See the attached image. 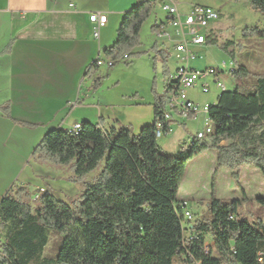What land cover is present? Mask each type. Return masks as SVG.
Masks as SVG:
<instances>
[{"label": "trees", "instance_id": "1", "mask_svg": "<svg viewBox=\"0 0 264 264\" xmlns=\"http://www.w3.org/2000/svg\"><path fill=\"white\" fill-rule=\"evenodd\" d=\"M155 4L141 0L126 11L116 40L100 56L117 63L126 60L125 55L131 59L139 54L134 48L141 44L142 26ZM250 4L264 13V0ZM160 27L155 23L153 31ZM243 32L264 36L259 27ZM207 39L218 43L213 28ZM232 45L222 43L235 62L229 73L236 78L253 75L254 83L232 90L226 86L217 101L209 103L211 132L194 136L176 153L158 144L156 121L163 118L168 95L155 88L154 122L137 134L130 126L104 128V119L84 121L78 132L68 127L45 133L32 158L70 167L69 179L83 183V190L64 201L49 190L34 194L30 184L12 183L0 200V264H174L176 257L180 264H264V221L238 218L244 198L224 201L213 193L207 203L212 218L194 222L193 214L185 215V201L177 203L188 163L207 150L216 152L218 167L234 169L237 176L245 164L264 175V72L237 65ZM98 58L84 74L93 89L102 80ZM0 109L11 118L9 103ZM169 132L164 127V134ZM256 200L264 205L263 196ZM52 231L63 234L54 258L44 256Z\"/></svg>", "mask_w": 264, "mask_h": 264}, {"label": "crops", "instance_id": "2", "mask_svg": "<svg viewBox=\"0 0 264 264\" xmlns=\"http://www.w3.org/2000/svg\"><path fill=\"white\" fill-rule=\"evenodd\" d=\"M140 1L0 0V107L9 103L11 114L7 117L0 109V200L14 182L65 199L55 180L64 167L32 158L49 130L104 119V128L130 126L137 134L154 122L152 93L142 98L124 94L111 101L97 97L102 88L93 89L84 75L116 40L124 13ZM97 12L107 14L99 37L90 21V14Z\"/></svg>", "mask_w": 264, "mask_h": 264}, {"label": "rangeland", "instance_id": "3", "mask_svg": "<svg viewBox=\"0 0 264 264\" xmlns=\"http://www.w3.org/2000/svg\"><path fill=\"white\" fill-rule=\"evenodd\" d=\"M177 3L182 12H189L193 5L202 4L216 8L221 13L220 19L211 26L217 33L218 43H207L197 49V58L191 61L192 66L217 67L223 61L230 63L231 54L223 49L222 43L231 42L232 50L235 54L237 65H247L253 73L264 72V36L259 32L253 36H244V29L255 28L264 29V13L252 9L250 0H173ZM155 5L150 17L144 22L140 40L141 44L134 48L137 55H132L131 59L118 61L112 68L100 67L101 87L103 92L97 97L108 98L113 101L122 95L133 97H145L152 93L155 88L160 94L164 93L165 85L169 77L177 72L178 62L172 51L176 39L160 37L158 32L153 31L155 23H161L166 17V12L161 6V1H155ZM134 7V6H133ZM131 9V8H130ZM129 9V10H130ZM122 21V20H121ZM120 26V25H119ZM171 33L173 29L168 28ZM196 50V49H195ZM167 53V55L164 54ZM128 61V63H126ZM224 80L227 89L232 90L236 85L244 86L254 83V76L236 78L229 72H225ZM210 82L211 90L203 93L202 85ZM187 95L195 102L214 103L217 101L221 90L216 86L214 77L200 78L197 86L187 89ZM172 129L158 139V144L164 151L176 153L181 147L189 144L198 131L205 129L204 115L196 117H182L174 111ZM59 170L61 176L58 180L61 190L59 194L64 198L77 196L83 190V183H75L69 179L72 171L68 166ZM65 171L67 175H63ZM96 170L87 176L91 179ZM234 169L229 167H218L216 164V152L207 150L192 159L185 171L184 178L180 185L177 203L182 205L183 201L188 203L185 210H190L193 214L192 221L211 219L212 213L208 209V201L214 195L224 201H231L235 198H244L243 204L239 207V219H247L250 222L258 218L264 221V205L256 199L264 197V175L261 170L254 165L245 164L240 168L237 176ZM50 180H54L51 178ZM44 184L46 182L43 181ZM34 194L39 193L41 188L30 185ZM74 188V190H73ZM45 190V189H41ZM41 192V191H40ZM72 192V193H71ZM189 235V232H186ZM63 239V234L52 231L44 256L54 258L59 250ZM208 244L211 240L208 238ZM174 264H180L176 257ZM200 264V263H199Z\"/></svg>", "mask_w": 264, "mask_h": 264}, {"label": "built area", "instance_id": "4", "mask_svg": "<svg viewBox=\"0 0 264 264\" xmlns=\"http://www.w3.org/2000/svg\"><path fill=\"white\" fill-rule=\"evenodd\" d=\"M161 6L166 12V17L159 36L176 39L172 54L177 60L178 66L176 74L169 77L165 85L164 92H167L168 99L163 118L156 121V137L158 139L164 135V127L167 126L171 131L174 111L187 118L201 114L206 116L208 113L209 103L198 104L187 95V89L196 87L200 78L213 76L216 86L223 91L227 86L223 74L230 72L235 67L233 60L230 63L223 61L217 67L210 66L204 69L194 68L190 64L198 56L195 48L208 43L207 37L210 35L211 26L221 16L219 10L208 5L195 4L189 12L185 13L179 10L177 3L173 0H161ZM90 21L94 24V36L98 37L100 28L107 22V14L91 13ZM169 27L173 29L172 33L168 31ZM112 65V61L98 60V66L100 67H110ZM210 90V82H205L201 91L209 93ZM76 125L77 123L71 127L76 128ZM196 136L197 138H203L204 131H198ZM187 205L188 203L185 201L184 207L187 208ZM185 215L192 218L190 210H186Z\"/></svg>", "mask_w": 264, "mask_h": 264}, {"label": "bare ground", "instance_id": "5", "mask_svg": "<svg viewBox=\"0 0 264 264\" xmlns=\"http://www.w3.org/2000/svg\"><path fill=\"white\" fill-rule=\"evenodd\" d=\"M154 1H161V0H154ZM179 8V7H178ZM180 10V9H179ZM181 11V10H180ZM98 13V12H97ZM220 19V18H219ZM217 22V21H216ZM107 23V22H106ZM163 24V23H162ZM162 24H161V27H160V32H161V28H162ZM106 25V24H105ZM104 25V26H105ZM101 29V28H100ZM212 29V28H211ZM99 34H100V31H99ZM99 37V36H98ZM129 57L127 56V55H125L124 56V59H128ZM99 59H104V60H106V61H112L113 62V65L112 66H110V68H112L115 64H116V62L114 61V60H110V59H105L104 57H100L99 56V58H98V60ZM97 64H98V61H97ZM102 67V66H101ZM205 117V129L203 130L204 131V136H206L208 133H210L211 132V130H212V125H211V121H210V119H209V116H208V113L206 114V116H204ZM82 128V124L81 123H77V125H76V128H74V127H70V130L71 131H74V132H78L80 129Z\"/></svg>", "mask_w": 264, "mask_h": 264}]
</instances>
